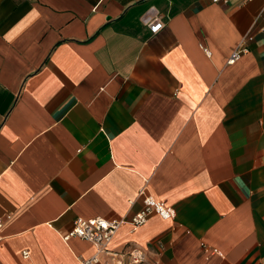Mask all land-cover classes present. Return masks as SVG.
I'll list each match as a JSON object with an SVG mask.
<instances>
[{
    "label": "crops",
    "instance_id": "crops-1",
    "mask_svg": "<svg viewBox=\"0 0 264 264\" xmlns=\"http://www.w3.org/2000/svg\"><path fill=\"white\" fill-rule=\"evenodd\" d=\"M263 26L264 0H0V264H78L73 220L140 189L173 217L122 223L99 264H264Z\"/></svg>",
    "mask_w": 264,
    "mask_h": 264
},
{
    "label": "built area",
    "instance_id": "built-area-1",
    "mask_svg": "<svg viewBox=\"0 0 264 264\" xmlns=\"http://www.w3.org/2000/svg\"><path fill=\"white\" fill-rule=\"evenodd\" d=\"M213 3H217L219 0H211ZM143 25L147 28L150 35H156L163 27L158 16L153 13L152 9L143 15L142 18ZM264 31V26L261 29ZM248 53V49L239 44L234 47L230 55L225 61V65L232 66L234 63L239 61V59ZM138 196H141L142 207L138 212L126 217L122 216L118 219H103L101 217H93L88 219L76 218L73 220V226L71 229L61 235L63 241H67L71 237L79 238L83 241L90 242L96 248L95 252L91 254L86 259H80L78 264H99L100 255L104 257H112L115 253L107 250V245L112 241V237L116 230L122 225V223L128 222L131 224L132 228H138L140 225L144 224L150 215H159L162 218H172L173 210L170 207L165 206L162 202L154 200L149 194H145L143 189H140ZM131 203V202H129ZM2 228V221L0 220V230ZM129 258L127 264H153L148 262H143V256L141 253H135L134 250H127L124 252ZM28 256L27 251H21V257L26 258ZM101 264H108V261H103ZM114 264H125L117 260Z\"/></svg>",
    "mask_w": 264,
    "mask_h": 264
}]
</instances>
